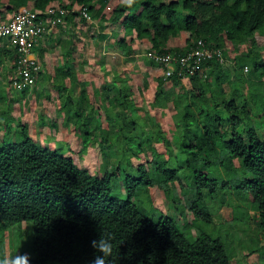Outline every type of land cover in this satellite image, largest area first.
I'll use <instances>...</instances> for the list:
<instances>
[{
  "label": "trees",
  "instance_id": "1",
  "mask_svg": "<svg viewBox=\"0 0 264 264\" xmlns=\"http://www.w3.org/2000/svg\"><path fill=\"white\" fill-rule=\"evenodd\" d=\"M2 5L14 12L21 6L40 10L39 19L46 17L44 11L51 5L65 9L64 14L59 10L54 14L62 20L35 48L41 64L36 82L40 76L52 78L59 98L57 114L41 113L39 121L56 132L74 125L81 152L97 138L105 173L89 172L72 155L59 151L58 146L41 144L32 134L19 98L27 95L31 84L15 87L14 81L23 79L18 69L20 51L0 38V64L7 57L14 58L11 78L3 74L13 93L0 92V258L16 254L15 226L22 229L32 222L31 264H87L96 252L91 241L101 231L112 235L117 264H233V239L229 242L228 236H214L202 229L204 221L213 219L210 200L229 204L219 194L229 191L251 195L256 226L250 222L243 226L248 238L242 248L248 249L249 256L261 255L264 264V46L256 41V35L264 36V0H133L131 6L123 0H0ZM111 24L122 29L107 33ZM56 29L78 40L94 31L95 44L111 38L113 42L104 44V49H113L129 61L140 57L136 56L137 41H145L148 50L143 58L150 70L156 66L170 70L172 64L169 75L156 78L151 102L158 107L172 101L180 111L172 140L168 141L156 116L148 111L141 115L131 108L129 76L117 70L112 80L94 89L106 118L107 125L102 127L101 114L87 90L91 82H79L77 70L66 66L78 61L72 39H57L65 49L63 65L53 73L43 69L45 42L54 40ZM243 44L247 51L241 50ZM249 66L256 78L246 72ZM168 81L171 90L165 89ZM78 84L83 88L76 94ZM35 92L37 97L49 94ZM15 102L18 114L13 112ZM114 138L125 144L114 150L118 159L127 157L118 166L110 163ZM136 138L140 139L136 142ZM156 142L164 143L166 154L153 145ZM147 149L153 152L147 160L133 162V155L141 158ZM123 173L126 198L112 194V178ZM154 187L173 201L174 214L159 210L150 215L135 203L139 191L149 192L150 199ZM178 204L181 208H176ZM7 238L13 242L11 254L7 253ZM27 249L31 250L29 245Z\"/></svg>",
  "mask_w": 264,
  "mask_h": 264
},
{
  "label": "rangeland",
  "instance_id": "2",
  "mask_svg": "<svg viewBox=\"0 0 264 264\" xmlns=\"http://www.w3.org/2000/svg\"><path fill=\"white\" fill-rule=\"evenodd\" d=\"M13 13L14 11H9L5 5L0 6V18H2L1 20H5V18L7 20L12 16ZM64 26L65 24L61 25L62 28H64ZM59 29H56L53 33L54 40L50 41L49 39H47V41L45 42L47 44L45 46H47L48 49L44 53V62L42 63V65L43 69L45 68L46 72L53 73L55 67H61V65H63L61 64V62L63 61L62 53L65 51V49H63L61 45H59L57 39H72V41L75 43L73 45V51L78 61L68 62L66 63V66L75 68L74 70H77L76 75L79 82L80 80L82 81L85 79L91 82V84L87 87V90L90 94V101L94 104L99 114H101L99 116V122L101 126L104 127V125H107L106 118L103 113V108L101 107V99L94 96V89L103 84L104 81L112 80L114 71L117 70L122 72L123 76H129L128 85L131 86L129 89L133 90L129 97L131 101V108L141 115H145L148 111L150 115L156 116V119L159 121L161 129L164 130L168 141L172 140L176 132L175 116L180 111L174 106L172 101H169L166 106L157 107L151 104V102L154 100L158 84L156 78L162 74L168 75V70H166L165 68L162 69L160 66H156L152 70L148 68L149 63L143 58V55L147 53L148 50V42L137 41V45L140 50L137 51L136 56L140 57H136L134 60L129 61L127 58H125L124 55L118 54L113 49H104V44L106 45L110 42H113L111 38H103L100 40L99 44H95L94 40L91 38L92 34H94V31H89L86 37H83L82 35V40H78L77 37H69L68 32L62 34ZM112 29L120 30L122 29V27L117 24H111L106 29V32L109 33ZM48 36L50 35L47 34L44 38H48ZM180 39L181 41H183L182 38ZM256 41L259 47L264 46V36L260 34L256 35ZM227 48L229 51V56H231L232 58V56H234V52L230 51V44ZM247 49L248 46L243 44L241 50L247 51ZM82 60H86L84 64H81ZM102 60H104L105 63H102ZM13 63L14 58L9 59L7 57L6 63L0 64V92H7L10 90V92L13 93V89L3 78V74L5 73H8V78H11L10 75H13V71H11L10 69ZM231 64L232 63L230 61L229 67L233 70ZM172 67L173 65L170 64L169 68L172 69ZM246 72H248L249 76H252L251 78H256V74L251 71V66H249V69L246 70ZM51 79H48L46 76H40L38 82L34 81L33 83H31V88H29L27 95L25 97H19L21 98L20 102L22 103V108L24 111L23 115L30 122L32 134L38 141H40L41 144H49L54 147L58 146L59 151L65 154L72 155L75 158L76 162L89 172L98 174L105 173V171L101 167L104 161V156L101 147L95 141L97 138L90 141V146H88L85 152H81L80 150L82 142L80 141V137L78 136V134L75 133L74 125L70 124L66 129H61L59 132H56L54 128H51L49 125L42 124L39 121L41 113H44V115H47L48 117H50L51 115L55 116L57 114L56 105L59 101L58 92L57 89L53 87ZM69 79L70 78L67 77L66 81L69 82ZM234 79L236 78L234 77ZM145 81L146 87H144ZM186 84L188 87L190 86L189 81H186ZM226 86H228V84H226ZM82 88L83 86L81 84H78L75 88V93L79 94ZM165 89H172V84L170 81L166 83ZM35 91H43V93L48 91L49 94L48 96H44L41 94L40 97H37ZM16 94L19 95L20 92H17ZM14 106L15 107L13 108V112L18 114V105H16V102ZM255 121L259 122L257 118L255 119ZM147 128L150 129L152 127L149 124ZM114 132L115 130L112 129V133ZM102 134V137H105V130ZM8 139L11 140L12 137H8ZM99 139H101V137ZM139 139L136 138L135 141L137 142ZM124 145L125 144L120 141V138L112 139L111 146L109 148V154L113 155L110 156L111 164H117L118 166V161H124L127 158L126 157L124 159H118V157L120 156L116 151H114L118 148L123 149ZM153 145H155L159 152H164V154H166L167 149L164 146L163 142H156ZM127 153H131V151L128 150ZM152 154L153 152L150 149H147L142 152L141 158L133 155L132 159L135 163L141 161L143 162L144 160H147V157ZM235 162L236 164H240L239 160L237 159L235 160ZM132 173H134V171H132ZM133 175L137 177L139 176V172H137V175L136 173H134ZM126 179L127 177L126 175H124V173L120 177L114 176L112 178V194L114 196H121L125 198L128 196V192L126 190ZM138 193L139 194L135 195V197L133 198L135 203L137 205L140 203L142 205V209L145 212H148L150 215L158 213L159 210L163 211L166 214H172L171 212H173L174 214L175 211L173 208V201L170 198L165 197V195H163L159 188L154 187L151 189L150 199L147 198L149 192L139 191ZM222 193H219L220 196L222 198L225 197L231 205L227 204L226 202H221L220 199L210 200L209 204L212 211L214 212L213 219L211 218V220L209 221H204L202 225L204 228L202 229H204L209 234H213L214 236H228L229 242L233 239L234 244H232V247H230L233 264H247L248 262L253 264H262L263 262L261 259V255L254 253L253 255L249 256L248 249L244 248V246L242 248V242L246 241L248 238V234L243 230V226L244 228L249 226L248 222L256 226L255 220L253 219L255 210H253L251 204L250 193H229V191ZM176 208H181V205L178 204ZM186 215L188 220H193L190 214L186 213ZM235 215H237L238 217L236 219V222L233 221ZM175 216H178V214L176 213ZM178 220L179 224L181 225L182 220L179 218V216ZM15 228L16 235L14 236V247L16 248V253L26 252L29 254V257H33V223L31 222L30 227H24L21 229L17 225L15 226ZM193 230H195L194 227ZM194 233L195 232L192 231V235ZM7 241L9 243L7 253L11 254V252H13V242H10V239H8ZM28 245L30 246L31 250L27 249ZM48 264L61 263L50 261Z\"/></svg>",
  "mask_w": 264,
  "mask_h": 264
},
{
  "label": "built area",
  "instance_id": "3",
  "mask_svg": "<svg viewBox=\"0 0 264 264\" xmlns=\"http://www.w3.org/2000/svg\"><path fill=\"white\" fill-rule=\"evenodd\" d=\"M65 13V9L56 5L49 6L44 13L46 17L39 19L40 10L21 6L7 20H0V38L4 44H10L19 51L18 69L23 74L21 81H14L17 88L36 81L41 64L38 62L35 48L42 37L51 32L62 20L61 16H54L57 11ZM35 54V55H34ZM168 75L172 70H168Z\"/></svg>",
  "mask_w": 264,
  "mask_h": 264
},
{
  "label": "clouds",
  "instance_id": "4",
  "mask_svg": "<svg viewBox=\"0 0 264 264\" xmlns=\"http://www.w3.org/2000/svg\"><path fill=\"white\" fill-rule=\"evenodd\" d=\"M131 6L133 0H123ZM92 247L96 250L94 257L87 261V264H117L114 258L113 239L111 233L99 232L98 238L91 241ZM0 264H31L29 254L17 252L14 256L0 258Z\"/></svg>",
  "mask_w": 264,
  "mask_h": 264
}]
</instances>
